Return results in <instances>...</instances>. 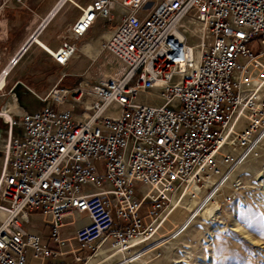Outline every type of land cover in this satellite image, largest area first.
<instances>
[{"label": "built area", "instance_id": "1", "mask_svg": "<svg viewBox=\"0 0 264 264\" xmlns=\"http://www.w3.org/2000/svg\"><path fill=\"white\" fill-rule=\"evenodd\" d=\"M74 6L79 14L66 32L76 39L111 23L118 8L125 13L97 54H88L97 62L93 83L66 84L62 73L38 96L42 107L0 108L10 115L0 116V264H26L28 249L42 262L70 253L72 264H87L99 246L92 264H150L196 220L166 229L178 196L189 189L198 197L204 188V207L227 187L239 192L238 169L260 157L264 0ZM256 37L257 53L250 48ZM54 50L51 60L64 67L78 48L63 36ZM17 61L8 62L9 71ZM6 88L0 81V97ZM153 93L160 103L139 100ZM82 214L87 223L62 238L64 219ZM47 227L58 250L43 244ZM83 250L91 252L81 257Z\"/></svg>", "mask_w": 264, "mask_h": 264}, {"label": "rangeland", "instance_id": "2", "mask_svg": "<svg viewBox=\"0 0 264 264\" xmlns=\"http://www.w3.org/2000/svg\"><path fill=\"white\" fill-rule=\"evenodd\" d=\"M53 1L54 6L59 0ZM89 1L91 0L67 1L39 33V40L29 46L8 74L6 94L0 97V108L6 105L16 112L20 108L34 110L42 107L46 102L41 101L38 96L43 97L62 73L67 74L62 81L66 84L78 82L91 84L96 80L97 73L93 70L97 62L91 65L88 54L95 55L98 51L95 49H99L98 45L112 33L125 11L118 8L113 14L111 23L95 24L91 28L96 30L93 36L90 31L86 36L76 39L72 33L66 32L79 14V9L74 3L84 5ZM47 5L48 0H0V71L8 65L10 57L20 46L38 30L44 17L53 8L52 6L46 13ZM63 36H66L67 41L75 42L78 50L68 65L60 67L53 63L47 52H54V48L60 44ZM97 38L100 40L96 48L94 50L90 48L88 51V46L91 47ZM257 38L259 37L250 43V48L255 53L259 51ZM85 50L87 53H84ZM17 79L22 84L16 85L13 93H7ZM139 100L152 104L161 102L156 93L140 95ZM0 116L3 117L1 110ZM4 126V121L0 118V128ZM237 175L243 181V187L239 192L234 193L233 189L227 187L223 195H219L216 201L211 200V204L207 203L204 207L201 206L202 202L199 203L207 194L204 188L198 197L197 190H194V195L184 193L181 197H177L167 213L169 220L165 224L166 229L175 228L189 216H193L196 220L189 235L173 242L164 249L161 258L153 260L150 264H264V144L261 147L260 157L253 158L240 167ZM227 197H230L231 202L227 201ZM214 205L216 209L218 208L216 216L213 220L206 219L207 216H203V213ZM84 220L83 215L64 219L68 224L60 229V236L73 234L76 226ZM237 225H240V229L249 233L258 243L252 244L239 232H235ZM73 245L77 247L74 243ZM68 246L66 244L62 248ZM49 247L57 249L52 241ZM87 252L91 251H83L80 255ZM52 258L50 256L42 262L34 258L32 250L28 249L26 264H47Z\"/></svg>", "mask_w": 264, "mask_h": 264}, {"label": "crops", "instance_id": "3", "mask_svg": "<svg viewBox=\"0 0 264 264\" xmlns=\"http://www.w3.org/2000/svg\"><path fill=\"white\" fill-rule=\"evenodd\" d=\"M62 0H59V1H57V5L55 4L54 6H53V4L55 3L53 0H48V7H47V11H46V13L48 12V10H50L51 9V7L53 6V8L50 10V12L44 17V19L42 20V22H41V24H43L44 23V21L50 16V14L51 13H53V17L58 13V11H55L56 10V8H57V6H59L60 5V2H61ZM52 2H54V3H52ZM52 17V18H53ZM96 24H100V23H96ZM95 25V24H94ZM101 25V24H100ZM41 27V25L39 26V28ZM38 28V29H39ZM90 31L92 32V36L96 33V30H91L90 29ZM89 31V32H90ZM88 32V33H89ZM87 33V34H88ZM29 39V38H28ZM27 39V40H28ZM97 41L95 42V43H93V45H91V47L90 46H88V51H89V49L91 48L92 50H94V48H96V46H97V43H98V41L100 40V39H96ZM24 45V44H23ZM22 45V46H23ZM100 45V44H99ZM98 45V46H99ZM22 46H20V48L16 51V53H14L11 57H10V59H9V61L10 60H12V58H15V56L18 54V53H20L21 51H20V49H21V47ZM98 49H95V51H97ZM20 51V52H19ZM92 52H94V51H92ZM54 63V62H53ZM57 65V64H56ZM59 66V65H58ZM60 67H62V66H60ZM18 80V79H17ZM16 80V81H17ZM84 217H85V220L83 221V223H81V224H79V225H77L76 226V228H78V227H80V226H82V225H84L85 223H87V221H88V219L86 218V216L84 215V214H82ZM80 216V215H79ZM82 219V218H81ZM67 224H68V222H66ZM75 228V229H76ZM46 230H48V232L46 233ZM75 231V230H74ZM49 228L47 227V228H45V230H44V235H43V244H47L48 246H49V243L51 242V240L49 239ZM72 234V233H71ZM67 235V236H65V237H62V238H69V237H71L72 235ZM73 243H74V241H73ZM73 243H72V240L70 241V245H71V248H76V247H74V245H73ZM75 244V243H74ZM65 246V245H64ZM64 246H62V247H64ZM75 246H76V244H75ZM61 247V250H63V251H65V250H67V249H69L70 247L68 246L67 248H62ZM103 248L104 247H102L100 250H99V252L96 254V256H93L91 259H89V262H88V264H92L94 261H96L97 260V258L100 256V254L103 252ZM53 249V248H52ZM54 250H58V247H57V249H54ZM83 251H86V250H83ZM83 251H79V252H77V254L79 255V256H81V257H85L86 255H88L89 253L87 252L86 254H84V255H80V253L81 252H83ZM53 258H52V260L51 261H49L48 263H50V262H53V261H63L65 264H72L73 263V256H72V254H65V255H63V256H61V257H59V256H52ZM47 263V264H48Z\"/></svg>", "mask_w": 264, "mask_h": 264}, {"label": "bare ground", "instance_id": "4", "mask_svg": "<svg viewBox=\"0 0 264 264\" xmlns=\"http://www.w3.org/2000/svg\"><path fill=\"white\" fill-rule=\"evenodd\" d=\"M67 1H71V0H62L61 2H60V5L59 6H57V8H56V10L55 11H59L61 8H62V6L67 2ZM57 5V4H56ZM52 17H53V13H51L50 14V16L44 21V23L42 24V26L36 31V32H38L39 31V33L46 27V25L49 23V21L52 19ZM39 38L40 37H38V36H33V43H36L38 40H39ZM32 43V44H33ZM29 48V47H28ZM27 48V49H28ZM27 49H25L24 51L22 50L20 53H18L16 56H15V58H12V60H18L17 61V63L19 62V60L23 57V55H24V53L27 51ZM98 52V51H97ZM97 52L95 53V55L97 54ZM16 63V64H17ZM10 73V71H9V66L7 67H5L4 69H3V72H2V74L0 75V81H2V80H5L6 79V74H9ZM1 113L3 114V116L4 117H7L6 119H9L10 117V115H9V112H5V111H3V109H1ZM196 191V190H195ZM184 193H187V194H189L190 196L193 194H195L194 192H192L191 190H189V189H186V191L184 192ZM196 197V196H195ZM218 209V208H217ZM216 209V205H214L213 207H211V209H209L208 211H206L205 213H203V216H208V214H209V216H216V214H217V210ZM236 225V224H235ZM235 232H239L246 240H248L250 243H252V244H256V243H258L257 241H255L251 236H250V234L249 233H247V232H245V231H243V230H241L240 229V225H237V227H236V230H234ZM103 246H99V249L97 250V252L94 254V255H91V256H89L88 257V262H89V259H91L93 256H96V254L99 252V250L102 248ZM88 262H87V264H88Z\"/></svg>", "mask_w": 264, "mask_h": 264}, {"label": "water", "instance_id": "5", "mask_svg": "<svg viewBox=\"0 0 264 264\" xmlns=\"http://www.w3.org/2000/svg\"><path fill=\"white\" fill-rule=\"evenodd\" d=\"M41 26H42V24H41ZM38 36L39 35V31L38 32H35V33H33L30 37H29V39L24 43V45L21 47V49H20V51L21 50H25V49H27L32 43H33V36ZM19 51V52H20Z\"/></svg>", "mask_w": 264, "mask_h": 264}]
</instances>
